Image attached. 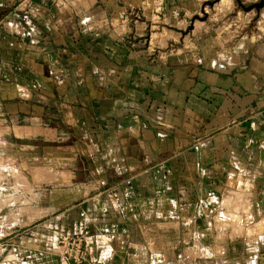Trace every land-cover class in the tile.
<instances>
[{
    "label": "crops",
    "instance_id": "crops-1",
    "mask_svg": "<svg viewBox=\"0 0 264 264\" xmlns=\"http://www.w3.org/2000/svg\"><path fill=\"white\" fill-rule=\"evenodd\" d=\"M134 1L0 0V264H264V28L152 66L90 40Z\"/></svg>",
    "mask_w": 264,
    "mask_h": 264
},
{
    "label": "rangeland",
    "instance_id": "rangeland-1",
    "mask_svg": "<svg viewBox=\"0 0 264 264\" xmlns=\"http://www.w3.org/2000/svg\"><path fill=\"white\" fill-rule=\"evenodd\" d=\"M166 1V3H165ZM136 0L131 2L130 10L123 16L121 20H114V25H110V30L103 29L100 32L92 33L90 40H103L104 43H113L116 40H122L125 46L118 47L116 54L124 55L127 50L124 47L128 46L135 56L141 54H149L150 65L158 66L165 63L167 66L173 65L174 56H182L180 63L195 62V53L198 50H205L207 47L203 45L209 39L218 40L230 39L231 42H236L243 35H254L258 29L263 30L264 22V7L259 11L253 9L251 11H244L242 6H250L259 3L261 0H231L229 7H221L220 2L217 0ZM137 2V3H135ZM213 2L211 6L208 3ZM165 4V5H164ZM124 7V4H120ZM132 6L135 8L132 9ZM166 7L165 11L161 8ZM160 8V9H159ZM168 8V12L166 11ZM174 9V11H173ZM173 11V13H171ZM262 18V19H261ZM115 26V27H114ZM117 28V31L115 29ZM89 36V34H87ZM212 43V41H211ZM114 44V43H113ZM203 48V49H202ZM103 52V51H102ZM139 57L135 60H138ZM139 63V62H138ZM137 63V64H138ZM136 64V63H135ZM10 96H7L9 99ZM36 100L38 105H46L48 101L39 97ZM0 119L9 120V118L0 117ZM37 147L36 152L30 153L29 149H24L22 158L18 165L23 167L35 165H45L49 163L44 158L42 150L46 147L44 141L35 143ZM1 146V145H0ZM28 144L23 145L24 148ZM2 148V147H0ZM14 148L6 145L7 159H0V165L14 166L13 155ZM32 158L29 157V155ZM3 155V154H2ZM33 155L41 156L37 160ZM17 165V164H16ZM28 176L22 175L23 188L29 187ZM39 178H44V175H39ZM10 183L7 187H12L13 177L9 176ZM12 181V182H11ZM40 186V185H39ZM45 187H39V194L44 196ZM40 197V195H39ZM45 197V196H44ZM49 197V196H47ZM28 190L22 191V199H30ZM6 212H12V208H5ZM24 210H29L30 207H23ZM4 208L0 207V215L3 213ZM40 210H42L40 208ZM1 220V218H0ZM9 225V224H7ZM1 226V223H0ZM235 227V226H234ZM261 230H264V226ZM5 234H0V237ZM253 255L250 264H253ZM249 262L247 261V264Z\"/></svg>",
    "mask_w": 264,
    "mask_h": 264
},
{
    "label": "built area",
    "instance_id": "built-area-1",
    "mask_svg": "<svg viewBox=\"0 0 264 264\" xmlns=\"http://www.w3.org/2000/svg\"><path fill=\"white\" fill-rule=\"evenodd\" d=\"M88 232L58 234L54 241L62 259L68 264H98L86 242Z\"/></svg>",
    "mask_w": 264,
    "mask_h": 264
},
{
    "label": "water",
    "instance_id": "water-1",
    "mask_svg": "<svg viewBox=\"0 0 264 264\" xmlns=\"http://www.w3.org/2000/svg\"><path fill=\"white\" fill-rule=\"evenodd\" d=\"M221 0H217V2H219ZM239 0H237L238 2ZM209 5L213 6L214 3L213 2H209L208 3ZM264 7V0H261L259 3H256V4H253V5H250L248 7L246 6H242L243 10L248 12V11H251L253 9H256L258 12Z\"/></svg>",
    "mask_w": 264,
    "mask_h": 264
},
{
    "label": "bare ground",
    "instance_id": "bare-ground-1",
    "mask_svg": "<svg viewBox=\"0 0 264 264\" xmlns=\"http://www.w3.org/2000/svg\"><path fill=\"white\" fill-rule=\"evenodd\" d=\"M231 0H221V7L228 8Z\"/></svg>",
    "mask_w": 264,
    "mask_h": 264
}]
</instances>
